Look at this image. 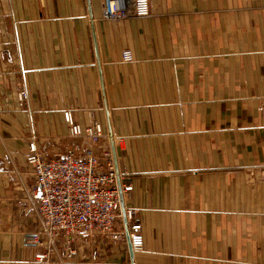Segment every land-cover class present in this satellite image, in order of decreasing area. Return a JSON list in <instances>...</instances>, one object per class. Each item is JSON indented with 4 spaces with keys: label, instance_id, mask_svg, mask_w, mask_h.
<instances>
[{
    "label": "crops",
    "instance_id": "obj_1",
    "mask_svg": "<svg viewBox=\"0 0 264 264\" xmlns=\"http://www.w3.org/2000/svg\"><path fill=\"white\" fill-rule=\"evenodd\" d=\"M65 111L114 146L140 250L97 236L35 258L25 154L81 141ZM262 168L264 0H149L121 20L101 0H0V264H264Z\"/></svg>",
    "mask_w": 264,
    "mask_h": 264
},
{
    "label": "built area",
    "instance_id": "obj_2",
    "mask_svg": "<svg viewBox=\"0 0 264 264\" xmlns=\"http://www.w3.org/2000/svg\"><path fill=\"white\" fill-rule=\"evenodd\" d=\"M101 6L104 18L110 20L149 15V0H101ZM121 57L124 61L133 59L127 49ZM25 95L21 89L19 100ZM63 116L70 136L81 141L47 158L35 140H31L25 154L35 179L29 199L36 203L40 221L42 239L37 238V242L45 248L35 258L45 262L57 248L74 254L78 240L97 236L108 237L113 242L127 237L131 247L140 250L143 247L141 224L133 221L136 210H121L126 193V186L122 184L125 174L117 168L112 147L100 143L104 136L101 125L93 122L83 127L70 111H65ZM261 170L264 176V168ZM120 219L124 220L121 228L118 227ZM96 255L93 251L91 257L95 259Z\"/></svg>",
    "mask_w": 264,
    "mask_h": 264
},
{
    "label": "water",
    "instance_id": "obj_3",
    "mask_svg": "<svg viewBox=\"0 0 264 264\" xmlns=\"http://www.w3.org/2000/svg\"><path fill=\"white\" fill-rule=\"evenodd\" d=\"M112 151H113V154H114V152H115L114 146H112Z\"/></svg>",
    "mask_w": 264,
    "mask_h": 264
}]
</instances>
